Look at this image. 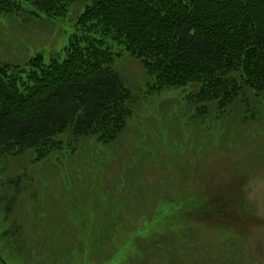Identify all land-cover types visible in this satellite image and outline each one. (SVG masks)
<instances>
[{
	"label": "rangeland",
	"instance_id": "rangeland-1",
	"mask_svg": "<svg viewBox=\"0 0 264 264\" xmlns=\"http://www.w3.org/2000/svg\"><path fill=\"white\" fill-rule=\"evenodd\" d=\"M84 5L27 25L0 15V65L62 59ZM119 68L143 88L137 61ZM190 91L148 98L114 144L1 162L0 179L21 190L9 215L0 204V264H264V109L258 124L234 115L227 132L193 118Z\"/></svg>",
	"mask_w": 264,
	"mask_h": 264
},
{
	"label": "trees",
	"instance_id": "trees-1",
	"mask_svg": "<svg viewBox=\"0 0 264 264\" xmlns=\"http://www.w3.org/2000/svg\"><path fill=\"white\" fill-rule=\"evenodd\" d=\"M83 2L62 59L0 65V163L25 152L44 161L86 139L114 144L148 98L187 87L193 118L210 115L227 132L241 122L234 115L259 123L264 0H0V15L27 25L33 16L64 18ZM125 57L146 74L140 90L119 68ZM3 180L9 215L21 181Z\"/></svg>",
	"mask_w": 264,
	"mask_h": 264
}]
</instances>
